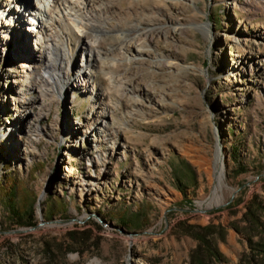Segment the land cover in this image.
I'll use <instances>...</instances> for the list:
<instances>
[{
  "label": "rangeland",
  "instance_id": "obj_1",
  "mask_svg": "<svg viewBox=\"0 0 264 264\" xmlns=\"http://www.w3.org/2000/svg\"><path fill=\"white\" fill-rule=\"evenodd\" d=\"M12 1L0 19L16 12ZM88 6L81 4L83 23L102 50L116 44L126 25L145 31L130 35L146 50L143 62L109 60L103 70L132 90L126 97L109 88L104 73L86 92L82 86L66 91L62 78L41 84L45 71L30 72L46 56L41 46L49 38L66 43L73 77L82 56L71 22L61 24V36L48 38L14 25L0 41V230L27 228L14 223L10 203L32 204L36 225L44 222L0 234V264H188L195 241L179 232V222L227 225L251 194L264 202V0ZM95 103L108 105L112 126L103 134L94 132ZM217 147L228 188L221 204L206 207ZM179 161L194 176L185 195L173 177ZM239 164L246 171L236 175ZM136 214V221L122 222ZM70 230H88L94 242L68 250ZM218 248L225 264H236L246 242L228 228Z\"/></svg>",
  "mask_w": 264,
  "mask_h": 264
},
{
  "label": "bare ground",
  "instance_id": "obj_2",
  "mask_svg": "<svg viewBox=\"0 0 264 264\" xmlns=\"http://www.w3.org/2000/svg\"><path fill=\"white\" fill-rule=\"evenodd\" d=\"M17 1L18 6L16 12H21L23 16L19 17L20 19L17 17L18 19L16 18V20V12L13 13L12 10H10V14L8 13L9 15H4V18L0 19L1 42L4 41L5 36L8 35L9 28L14 25H23V29L30 36L44 33L48 38V34L53 32L59 37L62 35L60 27L64 21L74 24L72 27L74 28L73 32L76 34L79 41H81L80 49L82 57L80 63L73 69L75 73L73 74V77H71L68 73L69 69H67L69 62L66 58L69 55L67 54L66 43L64 41L60 44L51 43L52 40L48 38V42L41 46V49L44 50L46 56L43 54L42 57L39 56L41 60L30 70V72H33L35 69L45 71V76L40 77L41 84H49L50 82H55V80H60L62 78L65 81L64 88L66 91H71L82 86V89L87 92L90 88L94 89L95 85L94 82L90 83L91 79L95 78L97 73H104L103 70L105 66L106 68L107 66L109 67V60L112 65H116L121 60H124V62L129 65L144 61L146 50L138 44V39H130L131 33L137 32L139 36L145 34V31L139 26L126 25L125 28L117 32L115 36L116 44L114 46L109 45L103 50L100 49L98 40L89 37L88 31L86 30L89 27V24L83 23V20L87 21V18L81 16V4L84 6H93L96 4V0ZM11 2L13 3L12 0H0V16H2L3 13H6L8 8L12 7ZM96 10H98V8H96ZM90 26H92V24ZM205 30H207V26L205 27ZM33 49H36V47ZM109 55H112V57L109 58ZM161 62L163 63L162 60H159L158 64H161ZM104 76L109 88H112L115 91H120L122 96L126 97L128 96L127 93H132V90H128L125 85L121 84L120 86H117L116 81L117 77H119L118 74L108 72ZM100 100L101 98L98 99V101ZM135 104L137 103L135 102ZM95 105L97 106V103L93 105V109L90 111L94 125L97 127L94 132L103 134L108 132L112 126L111 120L109 121L108 119L110 117L107 113L108 105L100 103L102 108L96 107ZM97 109L100 112H97ZM208 176L212 189L209 198L205 200L206 202L204 204L206 207L217 206L223 202V194L228 188L225 183L224 154L220 151L219 147L216 149L215 158L212 162ZM42 200L43 197L40 198L39 205Z\"/></svg>",
  "mask_w": 264,
  "mask_h": 264
},
{
  "label": "trees",
  "instance_id": "obj_3",
  "mask_svg": "<svg viewBox=\"0 0 264 264\" xmlns=\"http://www.w3.org/2000/svg\"><path fill=\"white\" fill-rule=\"evenodd\" d=\"M185 166L186 169H183ZM246 166L239 164L236 175L244 173ZM189 165L185 161H179L178 166H173V177L177 189L185 195V185L194 181V176L190 173ZM187 181V182H186ZM9 194L14 198V188H9ZM9 214L14 223L22 226H34V207L32 204L27 207H18L10 203ZM240 211V216L229 221L227 225L221 222L209 221L204 225L188 222H179L177 228L182 235L188 236L195 241L194 247L190 250L188 264H225L228 259L219 250L218 242L224 241L228 228L233 229L246 242V248L240 253L236 264H264V202L257 194H251L244 201ZM237 211H233L236 213ZM133 218V217H132ZM129 219L127 215L122 217V222L126 225ZM95 227H99L95 224ZM88 230H70L66 233V245L68 250L87 244L91 239ZM94 242V239H91ZM45 251H50V246L45 243ZM82 249V248H80Z\"/></svg>",
  "mask_w": 264,
  "mask_h": 264
},
{
  "label": "water",
  "instance_id": "obj_4",
  "mask_svg": "<svg viewBox=\"0 0 264 264\" xmlns=\"http://www.w3.org/2000/svg\"><path fill=\"white\" fill-rule=\"evenodd\" d=\"M241 187H242V185L239 186V187L236 189V191H238ZM236 191H235V192H236ZM232 198H233V195H232ZM43 223H44V222H40V223L37 224V225H34V226H26L27 228H21V229H13V230H8V231L0 230V234L33 230V229H35L37 226L42 225Z\"/></svg>",
  "mask_w": 264,
  "mask_h": 264
}]
</instances>
